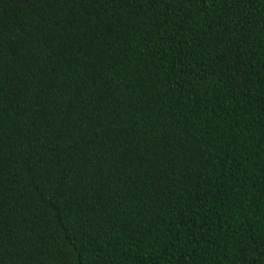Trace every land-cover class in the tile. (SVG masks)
<instances>
[{
  "label": "trees",
  "instance_id": "trees-1",
  "mask_svg": "<svg viewBox=\"0 0 264 264\" xmlns=\"http://www.w3.org/2000/svg\"><path fill=\"white\" fill-rule=\"evenodd\" d=\"M0 264H264V0H0Z\"/></svg>",
  "mask_w": 264,
  "mask_h": 264
}]
</instances>
